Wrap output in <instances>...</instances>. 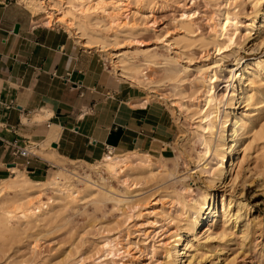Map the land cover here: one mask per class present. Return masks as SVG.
I'll return each instance as SVG.
<instances>
[{"label": "bare ground", "instance_id": "bare-ground-1", "mask_svg": "<svg viewBox=\"0 0 264 264\" xmlns=\"http://www.w3.org/2000/svg\"><path fill=\"white\" fill-rule=\"evenodd\" d=\"M22 1L32 10L34 24L63 29L86 48L110 55L112 59L117 60L113 61V69L116 70L119 78L135 86L152 88L153 85H160L162 80L152 79L155 68L162 64H181L177 53L173 55L175 47L182 44L183 46L180 47L182 49L196 42L189 38L192 34V22L188 20L191 16L186 12L184 17L187 20L180 23L183 34L175 35L172 41L168 40L169 43L165 40L167 44L164 45L166 48H163L167 50V55L160 51L155 52L154 48H145L144 44L138 40V35L152 30L153 25L149 26L151 25L149 21L142 19L140 11L143 4L150 9L155 0H49L47 5L43 0ZM251 1L258 6H262L264 2V0ZM262 15L263 17L260 16L264 18V13ZM217 20L216 36L204 43L205 46H212L219 52L220 42L223 39L228 43L232 40L230 28L233 20L227 13L222 14ZM260 22H262L260 30L264 31V20ZM260 40H262L261 37ZM200 41L203 42V40ZM121 42H125L126 50L117 51L116 48L122 47ZM110 47H113L111 48L113 51H109ZM220 60L206 55L205 63L195 67L197 75L189 86L193 88L196 84L199 91L190 99L186 97L182 89L181 84L184 80L181 76L189 72L191 61L189 65H182L179 73L166 71L164 79L167 81L178 79L172 86L175 91L173 95L178 99L171 104L185 114V120L192 123L193 140L201 146V151H197V164L202 167V173L211 175L209 182L213 185L217 182L221 183L227 176L233 179L236 167L240 164L238 153L245 147L247 137L250 135L261 141L256 161L264 166V124L257 129L253 122L261 114L253 117L249 113L238 115L234 112L235 104L244 102L248 103L249 107H255L259 104L254 102L264 97L262 85L264 60L253 61V59L251 62L249 60L250 64L242 63L243 66H240L239 63L236 70H230L232 80L225 85L221 95L216 91ZM224 93H228L227 97ZM261 111L264 112L263 109L257 108L258 113ZM248 148L247 146L245 149ZM107 153L96 163L83 162L87 167L78 164L71 169L61 168L60 172L63 173H54L44 181H35L27 172L10 166L9 179L3 183L6 177H2V184H0V247L8 240L19 239L18 242H20L21 236L27 235L28 232L35 231L37 235L42 236L49 231L50 227H53L52 225L58 222L64 223L65 214L68 212L83 211L87 202L93 203L97 208L101 204L111 203V211L116 214V223L120 219L129 222L134 216L142 219L152 218L151 216L154 215V217L161 216V219L170 220L172 219L171 210L175 209L180 227L168 237L167 242H163V245H166L164 256L168 260L175 259L177 264L179 262L191 264L201 249L205 248V246L202 247L201 241L212 242L224 238L227 235V226L235 225L242 218L244 205L241 202H235L230 195L229 197L225 194L221 196L220 208L216 194L210 192L196 194L185 184L180 192L169 193L166 196L161 194L162 199L153 201L154 203L152 205L150 203L151 206L148 209L145 207L144 209L141 205L142 200L132 198L139 196L140 185L163 171V161L138 151L116 154L114 149L109 148ZM207 167H209L208 170ZM235 180L236 178L233 179ZM166 199L172 206H167ZM146 204L143 205L146 206ZM158 209L159 212H157ZM221 218H224L223 227L218 224ZM159 223L162 221L147 222L146 225L155 228ZM156 230L157 228L150 232L145 229L140 234L141 243L146 248L148 241H151L150 244L154 243L150 245L151 253L155 251L156 237H159V232ZM105 235H102L98 245L96 252L98 257L90 260L89 264H128L126 260L130 257V253L127 251V245L123 244L119 236L110 237L107 233ZM29 237L32 239V236ZM39 241L35 238L30 244L26 242L29 244L28 247H32L35 255L39 254L36 251L41 248ZM183 256H188V261L184 262ZM85 261L81 259L75 264H87L88 261L86 263ZM168 264L174 263L172 261Z\"/></svg>", "mask_w": 264, "mask_h": 264}, {"label": "rangeland", "instance_id": "rangeland-1", "mask_svg": "<svg viewBox=\"0 0 264 264\" xmlns=\"http://www.w3.org/2000/svg\"><path fill=\"white\" fill-rule=\"evenodd\" d=\"M18 1L33 15L32 10L28 8L22 0ZM43 1L46 5L49 2V0ZM262 9H264V2L262 6H258L251 0H155L150 9L144 4L141 7L140 13H143H141L142 19L146 20V22L149 21L148 23L151 24L149 26L153 25L151 27L152 30L145 31L138 35V40L144 44L145 48H154L155 52L160 51L163 52L164 55H167L168 52L164 45L167 44L168 40L171 39L170 41H172V37L175 35L183 34L180 30V23L187 20L186 17H184L186 12L187 15L191 16L188 20L192 22V34L189 38L196 42L182 49H180V47L183 46L182 44L175 47L173 55L177 53L181 64H162L155 68L152 79L155 81L162 80L163 83L160 82V85H153L152 88L133 85L138 90L139 96L148 100L154 99L158 101L157 104L162 105L165 113H167L171 120L172 139H170L161 150L147 152L153 157L162 160L164 169L155 178L140 185L139 190L141 192L139 196L132 199L138 201L142 200V208L145 207L148 209L149 206L154 203L153 201L156 202L169 193L183 190V185L185 184L194 190L196 194H200L201 192L216 194L220 208L222 206L221 196L223 194H225L226 197L230 195L235 202H241L244 205L242 218L239 219L238 223L235 225L231 224V226H227V235L224 238L212 242L201 241L202 247L205 246V248L203 250L201 249V252L191 261V264H264V166L256 161L259 156L258 150L261 141L254 139L252 135L247 137L248 141L245 147L238 153L240 164L236 167L235 173H232L234 176L233 179L236 178L235 181L227 176L221 183L217 182L215 185L211 184L209 182V180H211V175L202 173V167H199L197 164L198 152L201 151V146L193 140V125L190 121L185 120V114H182L179 108L171 104L178 99L173 95L175 91L172 88L178 79H175L176 81L164 80L166 71L170 73H179L180 69H182V65H189L191 61L189 72L181 76L184 80L181 84L182 89L185 91L186 97L190 99L195 97L199 91L196 84L193 88L189 86V83L194 81L197 75L195 67L205 63L206 55L221 59L217 69V76L219 78L216 82V91L220 95L223 94L225 85L232 80L231 77H233L229 73L230 70H236L239 63L240 66H243L242 63H244V65L250 64L253 59V61L264 60V31L260 30L262 24L260 21L264 20V18H262L264 10L262 12ZM224 13L229 14L233 20L232 27L230 28L232 40L228 43V41L223 39L219 46L221 50L217 52L212 46H205V43L216 36L215 25L218 22L217 19L221 18ZM260 37L262 40H260ZM165 40L167 42H165ZM200 40H203V42ZM79 44L83 48L92 51L83 46L82 43L79 42ZM111 48L113 47L108 48L109 51H113ZM116 49L117 51L126 50L125 42L122 43V47L119 46ZM92 52L106 64L111 72L117 75L116 70L113 69V61L116 59H112L108 54H101L97 50ZM163 53L160 54L163 55ZM117 77L119 76L117 75ZM120 79L122 78L120 77ZM130 84L132 85V83ZM262 85L264 87V81ZM224 94H226L227 97L228 93ZM243 103L235 104L234 112L238 115L249 113L253 117H257V115L261 114V116L254 119L255 121L253 120L257 129H260L264 124V112L261 111V113H258L257 108L263 109L264 111V97L254 102V104H259L255 107H249L248 103ZM247 146L249 148L245 149ZM107 154L108 153L105 151L94 162L87 163H96V161H99ZM116 154L121 153L116 152ZM80 161L83 160H64L55 162L59 163L61 166L60 168L64 167L71 169L78 164L87 167L86 164ZM60 168H52L50 172H47V176L50 177V175L57 172L63 173L60 172ZM208 169L209 167H207V170ZM44 174L42 177L45 176ZM3 177H6L3 181V183H5L9 179L10 173ZM48 177L46 179H48ZM0 184H2L1 180ZM146 203L148 207H146ZM165 203H167L168 207L172 206L168 199L165 200ZM143 204H146V206ZM111 210V203L101 204V206L97 208L93 203L87 202L84 205L83 211L81 210L77 213L68 212L65 214L66 218L64 223L58 222L52 225L53 227H50V229H48L49 231L42 236L37 235L34 231L21 236L20 242H18L19 239L15 241H5V245L3 244L0 247V264H19L22 262L24 264H30L32 261L31 264H60L61 262L64 264H75L81 259H85V263L88 261L87 264H89L90 260L94 257H98L96 256L98 245L101 242L102 235L106 236V233L110 237L119 236L123 244L127 245V251L130 253V257L126 260L128 264H168L172 261L174 264H177L175 259L168 260L165 258L164 250L166 249V245H163V242H167L168 237L180 227L176 219L175 209L171 210L172 219L170 220L161 219V216L154 217V215L151 216L152 218L144 217L142 219L134 216L129 222L120 219L117 223L115 219L116 214ZM157 212H159V209ZM144 216H146V214H144ZM152 221H162L163 224L159 223L155 228L146 225L147 222ZM218 224L220 227H223L224 218H221ZM156 228V231L159 232V237H156L155 251L151 253L152 250L150 245H154V243L150 244L149 242L151 241H148L146 248V246H143L144 244L141 243L142 239L140 238V234L145 229L152 232ZM33 233L35 234L33 235ZM29 236H32V239ZM35 238L40 240L38 244L41 246L39 250L41 252L36 251L40 255H35V252L33 253L31 249L32 247H28ZM139 249H141L142 252ZM37 255L40 258L37 257ZM187 257L188 256L185 257L186 259L183 258L184 262L188 261ZM72 260L75 262H72ZM178 264L182 263L179 262ZM185 264H188V262Z\"/></svg>", "mask_w": 264, "mask_h": 264}, {"label": "crops", "instance_id": "crops-1", "mask_svg": "<svg viewBox=\"0 0 264 264\" xmlns=\"http://www.w3.org/2000/svg\"><path fill=\"white\" fill-rule=\"evenodd\" d=\"M157 103L65 30L34 24L18 0H0V180L15 166L44 181L61 167L55 161L94 162L106 147L159 151L172 124ZM27 145L34 154L13 153Z\"/></svg>", "mask_w": 264, "mask_h": 264}, {"label": "built area", "instance_id": "built-area-1", "mask_svg": "<svg viewBox=\"0 0 264 264\" xmlns=\"http://www.w3.org/2000/svg\"><path fill=\"white\" fill-rule=\"evenodd\" d=\"M105 151L109 152V147H106ZM13 153L15 155L25 156V157L29 156L30 154H34V152L32 151L29 145H27L26 147H16Z\"/></svg>", "mask_w": 264, "mask_h": 264}, {"label": "water", "instance_id": "water-1", "mask_svg": "<svg viewBox=\"0 0 264 264\" xmlns=\"http://www.w3.org/2000/svg\"><path fill=\"white\" fill-rule=\"evenodd\" d=\"M17 29V27H15V30Z\"/></svg>", "mask_w": 264, "mask_h": 264}]
</instances>
